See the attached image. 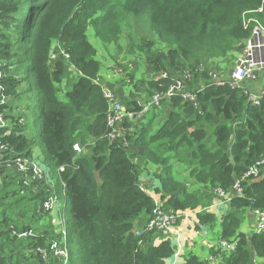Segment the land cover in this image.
Masks as SVG:
<instances>
[{"label": "trees", "instance_id": "1", "mask_svg": "<svg viewBox=\"0 0 264 264\" xmlns=\"http://www.w3.org/2000/svg\"><path fill=\"white\" fill-rule=\"evenodd\" d=\"M130 15L145 16L149 24L152 37L141 45L132 38L133 21L125 33ZM245 17L264 22V0H0V62L6 75L2 94L9 101H20L21 74L27 64L39 94L41 112L35 119L47 162L57 170L65 167L59 177L66 186L64 209L69 211V246L64 245L70 250L68 264H169L170 259L171 264H253L255 257L264 264V233L239 232L245 211L264 210L263 178L244 182V195L233 196L224 211L221 240L236 239L238 246L231 254L216 251L212 257L218 262L195 255L175 261L181 246H175L170 232L136 235L155 209L153 195L148 188L141 189L149 167L160 168L153 173L159 182L154 193L165 210L194 212L198 229L215 227L219 218L210 210L215 189L230 192L235 180L264 157V98L260 106H252L229 86L207 85L199 94L198 109L179 98L165 100L161 107L169 113L160 127L155 130L152 119L137 125L126 143L112 141L105 87L99 82L102 63L88 38L91 29L103 45H117L119 52L140 56L148 76H156L145 89L150 98L171 85L181 70L198 63L219 72L228 69L222 67L234 61L251 34L244 29ZM62 50L69 61L53 63L52 52ZM161 73L169 78H160ZM68 77L75 83L67 93L69 103L64 104L57 97V85ZM198 85L197 80L189 89ZM8 103L0 106L7 122L0 128V139L22 157L33 159L28 122L18 114L21 106ZM140 104L129 101L128 108ZM88 143L86 154L74 151L75 144ZM176 164L189 171L193 186L178 178L183 175H171ZM9 168L0 170V208L20 205L9 201L30 192ZM59 177L54 185L58 195ZM35 185V195L21 198L17 212L0 214V264H63L50 250L51 240L59 236L44 219L48 214L43 203L53 190ZM12 186L20 189L11 191ZM14 230L30 235L21 238L13 235ZM43 252L51 257L48 262Z\"/></svg>", "mask_w": 264, "mask_h": 264}, {"label": "built area", "instance_id": "2", "mask_svg": "<svg viewBox=\"0 0 264 264\" xmlns=\"http://www.w3.org/2000/svg\"><path fill=\"white\" fill-rule=\"evenodd\" d=\"M262 11V10H261ZM244 29L250 30V37L246 39L243 43V48L237 54L236 64L231 72H219L215 67L207 66L209 69L202 68V63L196 64L193 68H187L181 70L178 76H176L171 85H169L164 91L155 92L150 98H147L143 101L137 109H125L123 103L121 102L119 96L112 91L104 89V97L108 103L109 113L107 125L112 130L109 133L110 140H122L126 143L128 136H132L136 133V126L145 120V118L154 110L160 109L161 104L165 100H172L174 98H179L183 103L192 104L196 109L199 108L198 97L201 94L206 86L209 87H226L229 86L233 90H237L242 93L247 99L248 104L252 106H260L262 99L264 98V92L262 91L259 94L253 93L246 86L247 83L253 82L258 79L261 73H264V26L257 19H246L244 18ZM69 61L70 56L62 50L60 53H53L50 56V60L55 63L57 60ZM3 65L0 62V106H5L9 104V98L2 94L4 87L2 84L3 79L6 77L5 72L2 71ZM73 69V68H72ZM196 76H199V80ZM206 76V77H203ZM155 75H150V79H155ZM160 78L167 79L169 78L168 73H161ZM198 80V88L195 90H190V84ZM166 91V92H165ZM165 92V93H163ZM20 123H24V119H20ZM7 122L4 119V113L0 111V128H6ZM11 131H7V134H10ZM127 145V144H126ZM74 151L77 154H82L83 149L79 144L74 145ZM10 166V169H13L15 172L14 175L23 182V184L31 188L34 191L36 183H41L44 185L50 186L53 190L52 194L47 197L43 203V208L45 212H60L58 210L59 204V195L55 190L56 181L50 175V173L39 165L34 159H27L20 155V153L15 152L9 146H6L2 143L0 139V170L2 168ZM6 170V169H5ZM12 171V170H11ZM9 171V172H11ZM65 171V167H61L57 170V176ZM13 173V172H11ZM264 174V157L256 161V163L249 167L241 177L237 178L232 186L230 192H226L221 188L215 189V194L222 204L229 205L233 200V196H243L244 189L243 184L247 181H260L262 175ZM59 182L62 185V195L66 197V186L62 178H58ZM143 191H146L144 185L141 186ZM148 191V190H147ZM155 202V209L153 211L151 219L141 228L137 229V237H141L146 233L153 231L173 233L175 231L178 221L182 216L186 217H195L196 213L194 212H185L176 213L173 211L165 210L162 202L157 197L153 196ZM65 208V206H64ZM254 215L257 219L255 224V233L262 234L264 233V210H255ZM58 217L56 221L57 235H61V241L67 240L69 227L68 219L66 213L60 212L56 214ZM177 234V233H176ZM13 235H19L21 238H25L30 233L18 234L17 231H13ZM65 238V239H63ZM54 242L51 246V252H57L58 247ZM238 246V240H221L217 244V251L221 254H231L236 250ZM65 249V252L61 254L63 264H68L69 260V249L67 246L62 247ZM179 250L175 254L177 259L179 256ZM66 253V254H65ZM44 254H47L44 252ZM211 262H217V258L211 257ZM261 259L255 257L253 259V264H260Z\"/></svg>", "mask_w": 264, "mask_h": 264}, {"label": "rangeland", "instance_id": "3", "mask_svg": "<svg viewBox=\"0 0 264 264\" xmlns=\"http://www.w3.org/2000/svg\"><path fill=\"white\" fill-rule=\"evenodd\" d=\"M246 19H251L248 17H245ZM133 21V31L131 30V34H132V38L134 40V43L136 45H141L144 43V41H147L148 38H151V31H150V27L149 24L147 23V19L145 16H133L130 15L128 16L127 22L125 24V33L127 32L129 26H127V24L129 22ZM262 23V25L264 26V22L260 21ZM130 25V23H129ZM128 37V36H125ZM88 38L90 43L98 50V55H97V59L102 63V70H101V74H104L106 69L110 66L113 65L111 67H109V70L111 71H115L117 72V74H122L124 76L121 77H125V80H129L130 83L133 85L134 82H139V87L140 89H143V94L142 96L147 95V92L145 89H147L148 87V81L150 80V76H148V74H145V72L143 73L144 69H147V65L145 64V66L141 65V62H139L140 56L138 55H132L129 54L127 52V50H124L122 52L117 51V53H115L114 49H112L109 46H105L102 43H100L93 35V30H89L88 31ZM126 46H128V43L125 42ZM115 48L118 49L117 45H113ZM163 46H165L163 44ZM157 48L160 50L161 48L159 46H157ZM147 49V48H146ZM157 50V49H156ZM120 56L119 62H117L115 59L117 57ZM237 57V56H236ZM217 60V59H215ZM212 63V61H210ZM221 60L217 61L216 65L218 63H220ZM236 64V58L234 59V61L231 64L228 65H224L222 68H227L224 72L228 73L231 72V70L234 68V65ZM202 68L205 69H209L207 66H205L204 64L201 65ZM192 68V67H189ZM24 71H22L21 74V78L23 80L22 86H20L18 93H22L20 95V101L19 100H10L9 102L11 103V105H13L14 107L16 106H21V108L18 111V114L21 116H24L25 119L27 120V136L30 138V140H32L33 144V159L39 163L40 166H42L44 169H46L50 175L54 178V180H56L57 177V169L52 166L51 164H49V162H47V157L45 156V152H44V146H43V142L41 140L40 137V129L38 126V122L35 118H37L40 115L41 112V106L39 104V94L37 92L36 89V85H35V81L29 71V67L26 64L23 68ZM71 68L70 66H68V71L71 72ZM217 71H219L218 69H216ZM73 71V70H72ZM122 71V73H121ZM73 73V72H71ZM138 73V75L140 77H135V74ZM100 74V76H101ZM260 77V75H259ZM258 77V78H259ZM259 83H261L262 85H264V75L261 79H258ZM257 80L253 81L256 82ZM100 82V80H99ZM75 83V80H69V77L67 79H65L64 81H62L61 83H59L57 85V97L58 99L64 103V104H68L69 100L67 98V93L68 91H70L73 87ZM104 83V81H103ZM251 83V82H249ZM114 89L115 90H119L122 89L125 85L123 84V82H116L114 83ZM134 95H136L134 93ZM151 114V113H150ZM149 114V115H150ZM148 115V116H149ZM148 116L146 118H148ZM167 114L164 115V117H166ZM145 118V120H147ZM145 120L143 122H145ZM159 126H155L153 127L155 130L158 128ZM79 146L83 149V154L87 153V147L89 146V143L87 145H85V147H82L80 144ZM164 157H167V152L164 153L163 155ZM183 166L182 164H176L172 170V174H176L179 172H182ZM13 171V169H10ZM6 172H8V170H6ZM14 171H13V175H14ZM18 186H12L9 188V190H19ZM30 192H25L24 194H20L18 193L17 195H14V197L11 198V200L9 201V203L12 204H20V205H14L12 207H6V206H2L0 208V214L2 215L3 211H7L8 213L10 212H17L21 207H22V202L19 201L21 198L26 199V197L31 198L33 195H35V193L33 192V190L31 188H27ZM35 191V190H34ZM37 191V190H36ZM26 196V197H25ZM25 201V200H24ZM59 204L58 205V210H60V212L66 211V217L67 214H69L68 209L65 210L64 206H65V198L62 195V191L61 194L59 195ZM247 210V209H246ZM60 212H55L54 210L51 212H46L48 215H46V217L44 218L45 221L47 219H49L48 224L51 225V227L54 229V231H57L58 227L56 226V221L58 219V217L56 216V214H59ZM53 220V222H51ZM41 225V224H40ZM56 238L51 240L55 242L58 247L57 252L53 253L54 256L56 258H58V261H62V256L61 254H63L65 252V249H61L64 245L69 246L68 240H62L61 241V237L59 235V237L55 236ZM67 238V236L65 237ZM63 238V239H65ZM210 238L212 239H218V237L214 236V234L211 232L210 233ZM71 248L74 251L75 250V244L71 243ZM199 246V243L196 242L195 243V247ZM214 248V247H213ZM216 251L217 246H215L214 248ZM42 252V251H41ZM233 253V252H232ZM44 254V252H43ZM66 254V253H65ZM191 255H193V253H191ZM51 257L49 256V254H44V259L46 260V262H48V260Z\"/></svg>", "mask_w": 264, "mask_h": 264}, {"label": "crops", "instance_id": "4", "mask_svg": "<svg viewBox=\"0 0 264 264\" xmlns=\"http://www.w3.org/2000/svg\"><path fill=\"white\" fill-rule=\"evenodd\" d=\"M110 47L114 49L115 53H117V48H115L114 46H110ZM111 66L113 65H110L109 67ZM109 67L106 69L104 74H101L100 84L104 86L106 90L116 93L119 96L121 102L123 103L125 109L127 110L129 109L128 108L129 101L130 102L136 101L138 106V103L140 104L141 102L145 101L148 98L142 96L144 90L140 89L138 84H135L134 82L132 85L127 80L124 82L125 77H121L124 75L117 74V72L115 71L113 72L109 70ZM144 72L145 74H148V71L146 69L143 70V73ZM263 75L264 73H261L258 79H261ZM258 79L256 82L247 83L246 85L249 88V90H251L255 94H259L262 91L264 92V85L259 83ZM116 82H123L125 86L122 89L115 90L114 83ZM137 83H140V81ZM134 93L136 95H134ZM168 113H169L168 109L160 107V109L151 112L148 118H146L147 120H145V122H141L140 124L137 125L141 127L146 123H148L149 121H151L152 119H154L153 127L154 124L160 127L167 118V116L164 117V115L165 114L168 115ZM149 168L150 169L147 171V175H142V182H143L142 184L146 187V189L148 188V192L150 194L156 197L154 190L159 186V182L155 177H153V173L155 171L160 170V168L157 167H149ZM178 174L183 175V176H178V178L182 180V182H187L189 185L192 186L194 185V182L190 180L189 171H182L179 172ZM262 178L264 179V174L262 175ZM228 206L229 205L222 204L215 194V200L210 206V210L215 212V214L219 218V221L214 228L205 227L203 229H198V225H196L195 217L182 216V218L178 221L175 228L177 234L175 232L171 234V238L172 241L175 243V246L176 247L178 245L181 246V248L178 247V249H180L178 252L179 256L177 259L176 258L174 259L175 261L177 260L179 262H182L184 258L191 255V253H193V255L195 256L200 257L202 260H210L212 256H215L214 253H216V250L214 248L221 241V233H222L221 223L224 216V211L228 208ZM183 215H185V212L183 213ZM256 221L257 219L253 211L251 210L245 211L243 217V223L240 226L239 232L246 236L255 233ZM137 227H139V224L137 225ZM211 232L214 234V236L218 237V239L210 238ZM196 242L199 243V246L197 247H195ZM172 262L173 259H170L169 264H171ZM260 264H262V260L260 261Z\"/></svg>", "mask_w": 264, "mask_h": 264}, {"label": "water", "instance_id": "5", "mask_svg": "<svg viewBox=\"0 0 264 264\" xmlns=\"http://www.w3.org/2000/svg\"><path fill=\"white\" fill-rule=\"evenodd\" d=\"M233 139H234V136H232V137L230 138V142H229V144H231V143L233 142Z\"/></svg>", "mask_w": 264, "mask_h": 264}]
</instances>
